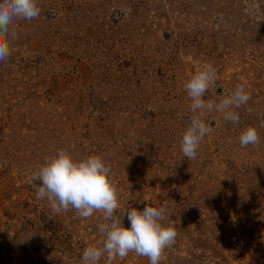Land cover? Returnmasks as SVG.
<instances>
[{"label": "rangeland", "instance_id": "obj_1", "mask_svg": "<svg viewBox=\"0 0 264 264\" xmlns=\"http://www.w3.org/2000/svg\"><path fill=\"white\" fill-rule=\"evenodd\" d=\"M38 4V18L14 21L0 62V264H82L102 239L101 212L55 214L36 198L33 173L60 149L110 166L115 215L164 209L177 237L160 264H264V0ZM205 62L217 69L205 100L237 84L251 99L238 124L206 112L212 131L189 161L184 84ZM248 126L260 143L241 147ZM112 264L150 261L129 252Z\"/></svg>", "mask_w": 264, "mask_h": 264}, {"label": "clouds", "instance_id": "obj_2", "mask_svg": "<svg viewBox=\"0 0 264 264\" xmlns=\"http://www.w3.org/2000/svg\"><path fill=\"white\" fill-rule=\"evenodd\" d=\"M40 12L38 0H0V62H6L10 56L9 36L14 39L17 34L14 21L38 18ZM216 80L217 69L212 63L205 62L184 84L193 115L182 133L180 148L189 161L197 158L200 144L212 131L203 119L205 113L215 111L225 122L238 124L240 116L235 109L251 99L245 85L237 84L219 102L205 100V94ZM261 127H264V121H261ZM238 140L241 147L260 143L257 129L252 126L246 127ZM110 173V166L98 155L75 160L60 149L33 173V180L39 181L34 184L36 198H47L55 214L75 209L79 217L87 219L96 211L102 213L104 223L97 225L102 239L98 245L83 249L82 264H99L105 257L106 264H112L117 258L124 260L129 252L147 257L150 264H160L163 251L175 243L177 231L161 223L163 208L146 205L142 211L136 208L126 210L122 218L115 215L119 207L118 194L109 179ZM125 214L130 227L123 224Z\"/></svg>", "mask_w": 264, "mask_h": 264}]
</instances>
